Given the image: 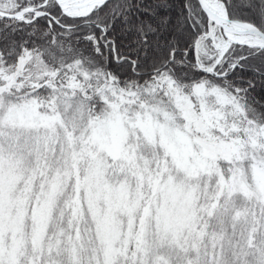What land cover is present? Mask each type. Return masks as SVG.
Listing matches in <instances>:
<instances>
[{
    "label": "snow or ice",
    "instance_id": "6c2138e0",
    "mask_svg": "<svg viewBox=\"0 0 264 264\" xmlns=\"http://www.w3.org/2000/svg\"><path fill=\"white\" fill-rule=\"evenodd\" d=\"M0 264H264V0H0Z\"/></svg>",
    "mask_w": 264,
    "mask_h": 264
}]
</instances>
